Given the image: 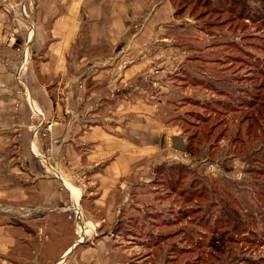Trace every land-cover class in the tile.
<instances>
[{
	"label": "rangeland",
	"instance_id": "374dc122",
	"mask_svg": "<svg viewBox=\"0 0 264 264\" xmlns=\"http://www.w3.org/2000/svg\"><path fill=\"white\" fill-rule=\"evenodd\" d=\"M38 2L2 0L0 5H4L9 20L10 15L16 16L15 28L27 33L35 27L30 24L27 28L28 22L23 20L31 17L38 23ZM145 4L141 11L132 14L129 37L144 33L154 16L163 15L168 23L164 33L159 30L151 39V43H158L151 47H158L162 37H166L162 40L164 45H160L164 60L154 62L152 69L163 68L161 63L172 68L165 91L156 92L155 96L166 106L160 119L169 118L170 123L179 126L183 139L168 140L166 151L154 153L156 157L170 154L161 163L165 165L163 174L156 173L159 165L147 173V162L141 164L145 173L125 190L129 202L122 206V213L114 222H104L109 237L106 252L100 258H92L94 263H88L264 264V0H145ZM15 36L11 32V37ZM27 74L30 80L33 73L27 70ZM43 81L48 83L45 78ZM83 87L80 82L81 92ZM63 97L54 92L51 98L62 102ZM206 102H210L207 111V107H202ZM19 107L17 104L15 113L21 111L27 125L35 122L29 116L33 113L29 107ZM196 113L201 114V119ZM46 116L45 120L36 116V122L41 120L38 136L47 156L39 159L27 154L31 167L25 169L26 175L22 167L21 172L14 170V164L0 171V181L11 182L14 188L10 200L0 196V224L15 226L13 231L19 236L21 224L29 223L28 229L34 233L32 243L21 246L23 252L30 250L21 257L27 259H33L34 249L50 242L51 237L36 221L41 213L25 212V205L14 198H18L20 188L25 189L24 181L29 183L35 177L31 168L38 171L37 175L40 171L44 176L57 178L67 167L65 157H51L61 129L57 128L58 120L48 123L52 116ZM178 116L185 119L178 121ZM29 134L27 129L22 135L23 146L27 145ZM16 141L5 142L15 154L19 151ZM177 151L188 153L189 160L173 159L172 154ZM9 154L0 156V165H6L11 157L10 162L27 166L24 157H12L10 150ZM69 180L80 186L86 178L71 174ZM75 216L74 231L69 225L71 236L76 234L74 237L84 242L85 235L82 238L78 232L82 226ZM49 255L48 250L46 256ZM79 257L76 252L74 259Z\"/></svg>",
	"mask_w": 264,
	"mask_h": 264
},
{
	"label": "crops",
	"instance_id": "0c3cea01",
	"mask_svg": "<svg viewBox=\"0 0 264 264\" xmlns=\"http://www.w3.org/2000/svg\"><path fill=\"white\" fill-rule=\"evenodd\" d=\"M3 6L0 5V156L6 152L9 157L10 150L12 157H46L37 126L48 113L52 120L47 122L58 120L57 128L61 129L51 157H65L67 167L61 168L65 176L61 173L59 178L44 176L40 171L37 175L38 171L30 169L35 177L29 183L24 181L25 189L20 188L14 199L25 205V212L41 213L36 221L49 231L50 242L37 246L33 259L21 258L30 251L23 252L22 244H31L33 239L29 223L21 224L19 236L13 231L15 226L0 224V264H14L12 259L21 261L16 264L94 263L92 258L106 252L109 237L104 222L112 223L122 213V206L129 202L125 190L145 173L141 164L147 162L149 173L170 157L168 152L167 158L154 153L166 151L168 140L180 142L183 137L180 127L170 123L169 118L160 119L166 106L155 96L165 91L172 68L161 63L163 68L152 69L154 62L164 60L160 45H164L166 37L158 47H151L158 44L151 43V39L159 30L164 33L168 23L163 15L154 16L144 33L131 38L132 14L146 6L145 0H40L38 23L21 16L28 22L27 28L30 24L35 27L26 33L15 28L16 16L10 15L9 20ZM163 8L169 9L167 5ZM11 32L16 33L14 38ZM27 70L33 73L30 80ZM80 82L83 92L79 90ZM54 92L62 93L64 100H53ZM17 104L29 107L33 112L29 116L35 122L27 125L26 116L23 118L21 111L15 113ZM166 115L170 113L166 111ZM36 116L41 120L36 122ZM26 128L30 134L23 146L20 142ZM15 140L17 154L5 143ZM10 161L11 157L6 165H0V171L14 164V170L24 169L26 175L25 169L31 167L26 158L27 166ZM71 174H83L84 185L70 183ZM12 189L11 182L0 181L1 197L10 200ZM77 213L82 226L78 232L82 238L85 235L84 242L74 237L75 232L71 236L69 229L70 225L74 231L72 221ZM76 252L80 253L79 260L74 259Z\"/></svg>",
	"mask_w": 264,
	"mask_h": 264
},
{
	"label": "trees",
	"instance_id": "16d2710c",
	"mask_svg": "<svg viewBox=\"0 0 264 264\" xmlns=\"http://www.w3.org/2000/svg\"><path fill=\"white\" fill-rule=\"evenodd\" d=\"M179 77V76H178ZM183 78V77H182ZM199 85V84H198ZM196 101H200V100H196ZM210 102H206V104L204 103L203 105H202V107L203 108H206V111L209 109V107H208V104H209ZM213 111H215V108H213ZM216 111H218V110H216ZM196 116H198V118L199 117H201V114L200 113H196ZM205 118V117H204ZM183 119H185V117H181V116H178V121H183ZM199 119H201V118H199ZM175 121H176V118L174 119ZM189 140V139H188ZM171 168H175L174 166H171ZM163 170H165V165H159V167L157 168V171H156V173L157 172H159L160 174H163L162 172H163ZM179 175V174H178ZM177 175V176H178ZM170 176V175H169ZM171 180L173 179V178H171V177H169ZM159 181H164V180H160L159 179ZM173 181V180H172ZM228 223H229V221H227V222H225V224L223 225V227H225L226 225H228ZM234 230V232H236V230H237V227H235V228H233Z\"/></svg>",
	"mask_w": 264,
	"mask_h": 264
},
{
	"label": "built area",
	"instance_id": "2783aa9c",
	"mask_svg": "<svg viewBox=\"0 0 264 264\" xmlns=\"http://www.w3.org/2000/svg\"><path fill=\"white\" fill-rule=\"evenodd\" d=\"M21 11H22V13L27 15L26 11L24 9H22ZM172 158L175 159V160H178V161H184V160H189V155H188V153H184L183 154L181 151H177L176 153L172 154ZM75 219L78 222V224H80V220H81L80 213L76 214Z\"/></svg>",
	"mask_w": 264,
	"mask_h": 264
}]
</instances>
